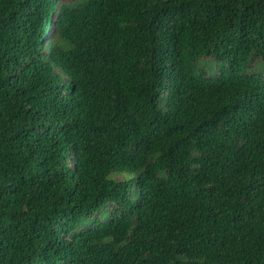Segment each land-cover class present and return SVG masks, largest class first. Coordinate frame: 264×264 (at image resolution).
<instances>
[{"label":"trees","instance_id":"16d2710c","mask_svg":"<svg viewBox=\"0 0 264 264\" xmlns=\"http://www.w3.org/2000/svg\"><path fill=\"white\" fill-rule=\"evenodd\" d=\"M0 264H264V0H0Z\"/></svg>","mask_w":264,"mask_h":264}]
</instances>
